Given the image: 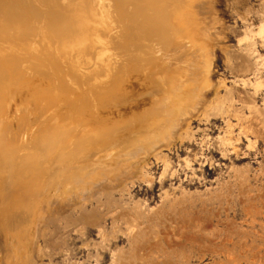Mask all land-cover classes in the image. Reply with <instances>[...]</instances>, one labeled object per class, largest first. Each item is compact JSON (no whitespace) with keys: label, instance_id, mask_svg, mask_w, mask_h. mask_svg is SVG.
<instances>
[{"label":"rangeland","instance_id":"obj_1","mask_svg":"<svg viewBox=\"0 0 264 264\" xmlns=\"http://www.w3.org/2000/svg\"><path fill=\"white\" fill-rule=\"evenodd\" d=\"M186 8L196 15L179 36L177 62L195 50L192 41L197 55L184 81L198 92L178 123L147 137L121 126L106 152L112 159L90 150L70 161L76 147L54 153L37 218L22 207L12 232L0 229V264H264V0H190ZM199 55L211 63L207 82L191 81ZM151 84L120 112L144 99L160 108L168 87ZM28 146L21 155L33 152ZM67 174L81 180L60 193L50 180Z\"/></svg>","mask_w":264,"mask_h":264},{"label":"bare ground","instance_id":"obj_2","mask_svg":"<svg viewBox=\"0 0 264 264\" xmlns=\"http://www.w3.org/2000/svg\"><path fill=\"white\" fill-rule=\"evenodd\" d=\"M170 1L0 0V229L11 233L22 207L37 218L36 196L48 181L54 153L76 147L79 156L67 154L74 161L90 150L108 152L121 126L147 137L149 129L178 123L172 119L198 92L184 81L188 61L197 55L192 41L195 50L177 62V41L196 14L186 8L190 0ZM199 60L193 65L199 79L191 81L207 82L211 63ZM154 68L163 71L157 79L149 74ZM167 71L174 75L169 80ZM148 79L154 87L166 83L163 105L144 99L123 115L121 106L145 92ZM25 141L33 152L21 155ZM131 145L129 140L125 149ZM114 156L106 153L98 161ZM76 178L67 174L50 184L63 193Z\"/></svg>","mask_w":264,"mask_h":264}]
</instances>
